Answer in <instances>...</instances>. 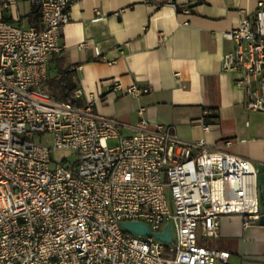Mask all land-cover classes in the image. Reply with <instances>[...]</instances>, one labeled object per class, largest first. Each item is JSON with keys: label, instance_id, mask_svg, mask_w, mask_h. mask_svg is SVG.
<instances>
[{"label": "built area", "instance_id": "2783aa9c", "mask_svg": "<svg viewBox=\"0 0 264 264\" xmlns=\"http://www.w3.org/2000/svg\"><path fill=\"white\" fill-rule=\"evenodd\" d=\"M33 1L41 29L0 19V264H228L229 252L202 241L219 237L225 217L261 226L252 163L205 140L183 142L171 127L125 136L92 100L56 101L51 62L64 52L75 0ZM225 38L235 46L224 70L242 75L247 110L264 114V1ZM139 116L147 124L143 110ZM59 151L74 160H55ZM126 222L157 234L170 226L172 243L129 232Z\"/></svg>", "mask_w": 264, "mask_h": 264}, {"label": "crops", "instance_id": "0c3cea01", "mask_svg": "<svg viewBox=\"0 0 264 264\" xmlns=\"http://www.w3.org/2000/svg\"><path fill=\"white\" fill-rule=\"evenodd\" d=\"M260 1L75 0L63 29L64 52L51 62L49 90L60 72L74 70L79 106L92 100L97 115L121 123L123 135L171 127L183 142L205 140L248 159L264 208V114L247 110L242 75L223 68L235 46L225 35ZM38 15L33 0H0L2 20L41 29ZM133 86L151 92L129 94ZM208 111L217 118L205 131ZM205 245L229 252L228 264H264V226L245 229L239 216L223 218L219 237Z\"/></svg>", "mask_w": 264, "mask_h": 264}, {"label": "trees", "instance_id": "16d2710c", "mask_svg": "<svg viewBox=\"0 0 264 264\" xmlns=\"http://www.w3.org/2000/svg\"><path fill=\"white\" fill-rule=\"evenodd\" d=\"M39 14V13H38ZM33 17V16H32ZM38 23H41V16L38 15ZM40 25H38L39 27ZM76 76V71L68 69L66 71L60 72L57 77L52 81L53 87L58 91L56 99L65 102L71 103L79 106L78 101L75 99V91L77 90V85L74 81ZM217 118L216 114L212 112V115L206 116V123L211 125L212 121Z\"/></svg>", "mask_w": 264, "mask_h": 264}, {"label": "water", "instance_id": "95a60500", "mask_svg": "<svg viewBox=\"0 0 264 264\" xmlns=\"http://www.w3.org/2000/svg\"><path fill=\"white\" fill-rule=\"evenodd\" d=\"M261 226H264V216L261 218ZM124 227L127 231L139 236L155 237L156 239L166 243H172L173 240L170 226L166 227V231L164 234L153 233L150 230L149 226L141 222H126L124 223Z\"/></svg>", "mask_w": 264, "mask_h": 264}, {"label": "rangeland", "instance_id": "374dc122", "mask_svg": "<svg viewBox=\"0 0 264 264\" xmlns=\"http://www.w3.org/2000/svg\"><path fill=\"white\" fill-rule=\"evenodd\" d=\"M49 92H50V95H51L53 98H55L56 101H58V100L56 99V95L58 94V91L53 87V85H52V88L50 89ZM35 141H36V142H40L41 140L37 137V138L35 139ZM47 142L51 143V139H48ZM108 144H109V146H115V145H116V142H115V141H109ZM65 157H70L71 160H74V157H73L72 154H71L70 152H68V151H59V152H56V153L54 154V159H55V160H58V161L62 160V159L65 158ZM202 244L205 245V240L202 241Z\"/></svg>", "mask_w": 264, "mask_h": 264}]
</instances>
